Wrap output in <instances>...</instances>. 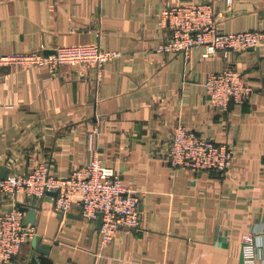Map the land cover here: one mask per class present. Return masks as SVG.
<instances>
[{
    "label": "crops",
    "instance_id": "1",
    "mask_svg": "<svg viewBox=\"0 0 264 264\" xmlns=\"http://www.w3.org/2000/svg\"><path fill=\"white\" fill-rule=\"evenodd\" d=\"M194 1L213 4L221 32L264 29V0H0V56L80 43L120 52L99 82L85 64L0 67V174L1 166L7 175L44 162L65 177L99 158L142 206L140 226L120 227L103 245L98 219L81 208L63 214L46 196L15 203L0 190V212L42 206L34 227L50 245L35 250V235L13 264H243L252 228L264 264V45L229 59L159 51L170 36L162 10ZM227 65L244 72L253 92L224 111L204 81ZM180 124L231 144L230 171L173 167Z\"/></svg>",
    "mask_w": 264,
    "mask_h": 264
},
{
    "label": "built area",
    "instance_id": "2",
    "mask_svg": "<svg viewBox=\"0 0 264 264\" xmlns=\"http://www.w3.org/2000/svg\"><path fill=\"white\" fill-rule=\"evenodd\" d=\"M161 26L170 36L161 41L158 50L165 53L202 50L208 58L221 54L229 59L233 53L264 45V29L221 32L215 18L214 6L207 2H189L168 6L162 10ZM55 53L44 50L27 54L0 56V67L44 65L51 71L66 63L85 64L95 69L100 81L105 64L119 55V51L103 48L98 43L57 46ZM214 108L228 110L232 103L245 104L253 88L244 72L227 65L223 70L208 74L204 81ZM234 147L198 134L184 124L178 125L171 138L169 159L173 167L193 171L211 170L226 174L232 168ZM0 190L16 203L25 199L43 198L47 191L57 190L54 210L64 214L73 208L82 209L83 216L96 221L102 214L100 237L103 245L110 244L120 227L136 229L141 223L140 196L126 186L113 168L94 158L87 166L76 168L68 176L51 172L44 162L37 163L28 173L10 172L0 179ZM24 212L17 206L0 212V264H13L22 245L36 235L34 226L25 224ZM257 230L250 229L243 236V264H257Z\"/></svg>",
    "mask_w": 264,
    "mask_h": 264
},
{
    "label": "water",
    "instance_id": "3",
    "mask_svg": "<svg viewBox=\"0 0 264 264\" xmlns=\"http://www.w3.org/2000/svg\"><path fill=\"white\" fill-rule=\"evenodd\" d=\"M55 49H46L44 50V53L46 55L51 54V53H55ZM1 174L0 177L1 179H3L6 176V173L8 172V168L6 166H1ZM58 195V191L57 190H49L46 192V199L49 200V202H53L56 198V196ZM19 210H21L22 212H26V217H25V224L28 226H36L37 225V216H38V211L41 209V205H32V204H28V203H24V202H19L17 204ZM140 209H141V204L139 205ZM64 214V213H63ZM68 214V213H66ZM71 215V214H68ZM102 222V214L99 213V217H98V223L99 225ZM32 244L33 247L35 248V250L39 251V252H43V253H47L48 249H50V245L46 244V243H42V237L39 235H36L33 240H32Z\"/></svg>",
    "mask_w": 264,
    "mask_h": 264
}]
</instances>
